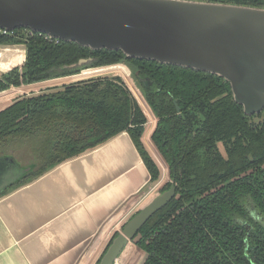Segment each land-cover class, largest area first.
<instances>
[{
    "label": "trees",
    "instance_id": "obj_1",
    "mask_svg": "<svg viewBox=\"0 0 264 264\" xmlns=\"http://www.w3.org/2000/svg\"><path fill=\"white\" fill-rule=\"evenodd\" d=\"M195 1L264 8V0ZM4 44H24L26 59L21 71L1 76L0 93L121 61L130 65L144 103L157 119L151 141L176 192L133 238L147 255L144 264H264V226L248 212L253 208L264 219V114L245 117L229 85L210 74L124 60L120 52L90 51L26 29L0 35V45ZM80 60L87 62L78 66ZM140 79H148L150 85L145 87ZM146 123V114L120 76L17 97L0 110V157L16 162L13 153L28 145L35 162L0 197L123 132L140 154L150 184L157 183L159 168L142 142ZM243 221L251 227L246 252Z\"/></svg>",
    "mask_w": 264,
    "mask_h": 264
},
{
    "label": "water",
    "instance_id": "obj_2",
    "mask_svg": "<svg viewBox=\"0 0 264 264\" xmlns=\"http://www.w3.org/2000/svg\"><path fill=\"white\" fill-rule=\"evenodd\" d=\"M0 29L8 31L7 36L26 29L90 51L120 52L124 60L210 74L229 85L245 116L264 110V8L195 0H0ZM11 53L18 62L2 63L0 78L14 69L21 71L25 62L24 44L0 45V57ZM112 68H122L138 85L125 61L87 70ZM139 82L149 85L148 79ZM28 170L11 157H0V194ZM173 197L171 187L142 205L110 238L95 264L120 263L130 244L142 252V259L131 264H144L147 255L133 238Z\"/></svg>",
    "mask_w": 264,
    "mask_h": 264
},
{
    "label": "crops",
    "instance_id": "obj_3",
    "mask_svg": "<svg viewBox=\"0 0 264 264\" xmlns=\"http://www.w3.org/2000/svg\"><path fill=\"white\" fill-rule=\"evenodd\" d=\"M1 56L0 65L17 55ZM86 72L11 88L0 94V110L17 97L43 91L35 88L74 83ZM100 72L105 71L93 73ZM145 134L142 142L150 153ZM155 191L123 132L0 197V264H94L112 235Z\"/></svg>",
    "mask_w": 264,
    "mask_h": 264
},
{
    "label": "rangeland",
    "instance_id": "obj_4",
    "mask_svg": "<svg viewBox=\"0 0 264 264\" xmlns=\"http://www.w3.org/2000/svg\"><path fill=\"white\" fill-rule=\"evenodd\" d=\"M120 69L119 70H110L109 72L105 71V72H100V73H91V74H87V75H83L81 77H78V78H76L77 80H72V81H74V82L75 81H85V80H89V79H92V78L104 77V76H108V77L120 76L124 80V82L127 83V85L130 87V89H131L130 91L132 92L134 97L137 99L139 105L142 107V109L146 113L147 119L150 121L152 118L150 117V114H148L149 113V109L147 108V106L144 103V100H143L142 95H141V89H140L139 85H137L134 81L131 80V78L129 77V75H128V73L126 71H124L123 69H121V70ZM69 83H72V82H69ZM61 85H63V84L62 83H58V84H56L54 86L53 83H49V84L41 86L40 88L39 87L35 88V90H37L39 92L41 90L46 91L48 89H50V90L53 89L54 90V89L61 88L62 87ZM0 103H2V102H0ZM148 123H146L145 126H144L145 127V131L147 132V134L149 133V128L151 126V122H148ZM144 139L146 141V139H147L146 138V134H145ZM33 153L34 152L32 151V146L30 148L28 145H26V146H22L21 149H17L16 153H13V156H15L16 162L18 163V165L20 167L29 168V165L35 162V155ZM160 168L162 169L161 165H160ZM162 170H164V169H162ZM156 195H158V191L157 192L155 191V195L154 196H156ZM134 259H136L137 261L141 260L142 259V252H137L135 250V247L132 244H130L126 248L124 253L122 254V256L120 258L121 261L118 264H128V262H129V264H131V263L134 262ZM95 263H96V261H95Z\"/></svg>",
    "mask_w": 264,
    "mask_h": 264
},
{
    "label": "flooded vegetation",
    "instance_id": "obj_5",
    "mask_svg": "<svg viewBox=\"0 0 264 264\" xmlns=\"http://www.w3.org/2000/svg\"><path fill=\"white\" fill-rule=\"evenodd\" d=\"M207 2H209V1H207ZM178 68H180V67H178ZM84 70H87V69H84ZM149 85H150V83H149ZM229 89H230V87H229ZM173 105L175 107L176 113L179 115V107L176 105L175 101H173ZM147 108H148V106H147ZM242 113H243V111H242ZM263 113H264V110L261 113H259L257 115H253V116H245L244 114L243 115L245 117H249L250 118V117H255V116L262 115ZM148 114H150V117L152 118L151 121H150L151 122V126L149 128V133L147 134V137H146L147 138L146 139L147 144H148V146L150 148V153L149 152L148 153H149L150 157L153 159V161L156 163V165H157V167L159 168V171H160L159 180L154 185L155 186L157 185L158 195L161 194V193H163V192H165V191H168L171 187L174 188V197L163 207V208H165L175 198V194H176V192H175V186H174L173 181H171V178L169 176L168 167L166 166V164L164 163V161L159 156L158 152L156 151V149H155V147H154V145H153V143L151 141V135H152L153 131L155 130V127H156V124H157V119L155 118V116L152 114V112L150 110H149V113ZM217 147H218V150H219L220 154L223 157H225V150H224L223 145L221 143H218L217 144ZM160 165L162 166V169H164V170H162L160 168ZM168 183L171 184L170 187L168 189H166L165 191H163V192H159V189L162 186H164L165 184H168ZM158 195H156V196H158ZM156 196H153V197H156ZM163 208H161L160 210H162ZM160 210H158L157 212H159ZM248 212H249V217L251 218V220H253L254 222H258V223H260L261 225L264 226V219H262V217L253 208H249L248 209ZM156 213H154L152 216H154ZM242 225H244L246 227V233H245V235L243 237L244 252H246L247 249H248V247H249V244H248V241H247V234L250 232L251 227H250V224L249 223L244 222V221L242 222Z\"/></svg>",
    "mask_w": 264,
    "mask_h": 264
},
{
    "label": "bare ground",
    "instance_id": "obj_6",
    "mask_svg": "<svg viewBox=\"0 0 264 264\" xmlns=\"http://www.w3.org/2000/svg\"><path fill=\"white\" fill-rule=\"evenodd\" d=\"M17 62H18V59H15L13 63H17ZM7 66H8V65L2 66V68H3V69H7ZM119 69H120V68H112L111 70H119ZM121 69H122V68H121ZM121 69H120V70H121ZM104 71H106V70H104ZM92 73H93V72H92ZM87 74H91V72H86V73H84V75H87Z\"/></svg>",
    "mask_w": 264,
    "mask_h": 264
},
{
    "label": "built area",
    "instance_id": "obj_7",
    "mask_svg": "<svg viewBox=\"0 0 264 264\" xmlns=\"http://www.w3.org/2000/svg\"><path fill=\"white\" fill-rule=\"evenodd\" d=\"M13 32H10L9 34H12ZM8 34V31L4 30V29H0V35H6ZM47 37V36H46ZM57 41V40H56Z\"/></svg>",
    "mask_w": 264,
    "mask_h": 264
},
{
    "label": "clouds",
    "instance_id": "obj_8",
    "mask_svg": "<svg viewBox=\"0 0 264 264\" xmlns=\"http://www.w3.org/2000/svg\"><path fill=\"white\" fill-rule=\"evenodd\" d=\"M250 219V218H249Z\"/></svg>",
    "mask_w": 264,
    "mask_h": 264
}]
</instances>
